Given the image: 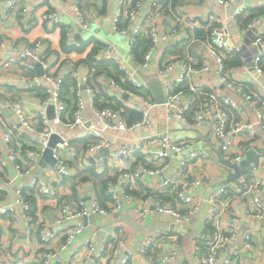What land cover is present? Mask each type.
I'll return each instance as SVG.
<instances>
[{
  "label": "crops",
  "instance_id": "1",
  "mask_svg": "<svg viewBox=\"0 0 264 264\" xmlns=\"http://www.w3.org/2000/svg\"><path fill=\"white\" fill-rule=\"evenodd\" d=\"M11 0H0V61L15 56L17 50H22L37 39H42L46 44L47 54L43 61L50 66L52 76H64L62 94L67 102L75 103L80 98L88 101L84 112L85 122L68 127L64 123L56 126V133L65 138L62 146H57L55 156L59 159V166L47 165L43 170L38 165L32 167L31 173L21 176L15 168V163L9 158L3 140V130L6 124L13 118L14 110L5 107L4 103L9 99L20 97L24 100V106L31 111L42 108L41 98L45 96V88L51 87L52 82L47 77L43 78V86L31 92L23 88L20 78L26 74H37L35 63L41 61L28 59L23 62H16L10 70L5 73V79L0 85V205L10 207L12 214L0 216L2 237L0 238V264H42L38 253L43 250H54L56 255L51 257L48 264H84L85 242L92 241V256L85 264H120V255L111 259L102 248L106 239H109L113 232L126 236L130 240L128 251L132 255V264H141L139 251L149 235L164 233L176 235L179 240L177 253L173 264H202L201 258L204 252L202 237L209 229L208 219L211 205L207 196L213 187H217L226 180L231 168L222 164L211 143L220 148V143L213 133V125L202 122L188 123L176 118L165 119V109L157 108L152 110L153 124L151 127L133 129L105 128L100 137L89 134L88 129L93 124L98 126L96 110L116 101L117 90L108 87L106 79L120 76V64L137 65L138 59L131 57V47L127 56L121 50H117L114 58L100 63V54L104 44L109 41L104 33L113 28V17L121 9L126 0H27L26 5L31 9L35 3L37 6L22 14L18 11L10 12ZM166 7L157 19L158 30L166 27L177 28L176 41L169 50L163 54L164 60H172L182 54L196 58L197 65H207L209 70L200 76L196 81H205L208 88L221 89L215 84L214 65L201 55L205 53V41L208 29L213 25L227 26L230 33V40L245 45L244 53L233 54L227 60L228 66L237 78L257 86L264 96V78L255 69H246L243 66L242 57L253 58L257 48L252 45L253 38L258 31L264 30V9H257V0H234L229 4H221L218 0H164ZM78 4L88 19V28L85 29L88 37L84 35L80 26H76L78 16L75 12V5ZM239 5H245L250 10H257L262 15V21L251 30L244 29L245 21L252 16H237L235 11ZM47 10L57 11L59 23L55 24L50 20H42L41 15ZM152 10V0H144V4L137 19L128 25L129 28L140 27L145 17ZM78 25V24H77ZM72 29L76 40L75 46L80 49L66 51L62 46L63 30ZM115 30V29H114ZM116 31V30H115ZM77 34L82 40L77 39ZM146 36V35H142ZM129 38V36H127ZM143 38V37H141ZM66 40V38H65ZM91 42L83 46L85 42ZM68 45L70 44L66 40ZM100 42V45H96ZM144 44L140 47L142 52ZM130 43V42H129ZM48 44V45H47ZM164 45L162 44V49ZM162 51V50H161ZM161 51H157L158 55ZM95 57V60H94ZM156 61L145 75L150 93L154 96V89H162L166 76L156 71ZM44 72V69H43ZM44 75V73H43ZM41 75V76H43ZM86 85V88L84 87ZM95 88V102L92 104L91 94L88 87ZM229 94L236 101L240 114L251 121L256 120L255 107L253 103L233 92ZM121 98L127 100L128 96ZM128 99L127 102H130ZM130 117V113H129ZM166 125V127H163ZM171 125L182 128L188 133L182 137H188L199 150L211 154L208 160H202L195 166L194 172H200L205 168L208 173L204 181L197 185L194 191L202 198L200 208L196 211L191 220L182 222L173 215L160 212L151 208L147 216H142L137 208L142 207L140 197L157 184L164 176H171L179 166L177 158L168 161L163 173L148 175L145 179L133 184L126 193L118 190L122 184L117 178V169H122L138 164V160L125 157L114 160L109 153L121 144H131L144 137H154L159 133L167 132L171 136ZM257 135L253 140L254 147L259 153V176L264 178V133L257 126ZM97 139H104L109 142L95 155L87 152V147ZM203 146L199 147L198 144ZM155 149L156 141L149 144ZM109 151L106 152L105 149ZM193 148V147H192ZM196 149V148H195ZM68 164L73 171L72 174L62 173V167ZM199 169V170H198ZM35 177L48 182L51 186L50 193L39 192L30 185ZM235 186L234 182H229ZM30 196L33 205V214L38 225L47 224L54 231L55 236L47 241L40 240L36 232L29 230L28 224L23 216V204L18 202V188H22ZM112 191V192H111ZM113 192L118 193L121 203L120 208L114 209L115 200ZM264 203V193H258ZM92 198H97L102 205L108 208L107 213H94L90 215L76 216L69 220L61 219L60 203L64 199L84 201L89 204ZM230 209L237 216L234 225V236L230 240L229 251L239 250V261L241 264H264V218L253 219L246 215V208L242 200L230 196ZM230 214L223 216V224L228 223ZM74 225H82L81 232L76 235L75 240L65 250H60L64 241L63 231ZM251 231L256 240L255 248H247L244 244L246 232ZM162 246V244H160ZM161 248L154 246L153 253L158 255ZM103 253L102 256L100 254ZM124 252L121 253L124 254ZM156 264V263H155Z\"/></svg>",
  "mask_w": 264,
  "mask_h": 264
},
{
  "label": "built area",
  "instance_id": "2",
  "mask_svg": "<svg viewBox=\"0 0 264 264\" xmlns=\"http://www.w3.org/2000/svg\"><path fill=\"white\" fill-rule=\"evenodd\" d=\"M27 0H11L10 12H20L26 14L33 10L37 4L26 5ZM234 0H218L221 4H229ZM144 0H126L121 9L113 17V28L120 34L129 36L131 46V57L134 58V46L138 35H146L149 43L143 53V59L137 65L120 64V76L117 78H107L106 84L118 92L116 97L121 103L113 101L106 106L97 109L96 115L99 125H92L88 133L100 137L105 128L113 129H133L151 127L153 124L152 110L157 108L165 109V119L176 118L182 122L196 123L202 122L213 125V133L216 135L220 149L232 163H240L251 147H254L253 140L257 135L258 126L264 133V96L257 86L234 76L227 60L233 54L244 53L243 46L230 40V33L227 26L213 25L208 29L205 41V53L202 58H207L215 68V77L221 89L208 88L205 81H196V76L207 73V65L198 66L196 58L188 53L182 54L172 60H164L163 54L173 47L176 41L177 28L166 27L158 30L156 28L157 19L163 9L169 7L164 0H152V10L145 17L144 23L140 27L129 28L140 14ZM78 16L79 24L83 29L88 28V19L78 4L74 7ZM257 9H264V0H257ZM237 16H252L245 21L244 29L251 30L256 24L262 21V15L257 10H248L245 5H239L235 11ZM246 16L245 18H247ZM42 20H50L55 24L59 23V14L54 10H47L41 15ZM65 38L70 44H76L75 35L72 29L65 28ZM162 44L164 48L162 49ZM48 45V44H47ZM252 45L257 48V53L253 58L242 57L243 67L255 69L264 78V30L258 31L252 41ZM46 44L42 39L33 41L22 50H17L15 56L0 61V85L5 79V73L10 70L14 63L27 61L29 58L41 61L44 66V75L26 74L20 78L25 90L34 92L43 86V78L47 77L52 82V86L45 88V96L41 98L42 108L31 111L24 106V100L20 97L9 99L4 103L5 107L14 110L13 118L6 124L3 130V140L9 158L15 163V168L21 176L31 173L32 167L38 165L41 154L48 146V140L56 126L64 123L68 127L84 123V112L88 101L80 98L75 105L69 106L66 98L62 94L64 76H52L50 66L43 61L47 54ZM116 44L107 41L100 54V60L105 62L114 58ZM161 51L155 55L157 51ZM136 57V56H135ZM156 61V71L166 76L162 90L165 95V102L158 103L150 93L149 85L144 79L145 72L149 70L152 63ZM50 72V73H49ZM91 94L92 104L95 102V88L88 87ZM233 92L249 100L255 107L256 120L251 121L242 116L237 107L236 101L229 94ZM128 96L130 102L121 98ZM50 103L55 106V115L49 118L47 107ZM128 109L139 112L138 116H132ZM130 113V117H129ZM156 141L157 147L152 149L149 144ZM64 143H58L62 146ZM193 142L188 137L171 138L167 132L159 133L154 137H144L131 144H121L112 150L109 155L114 160L125 157L138 160V164L122 169H117V178L122 186L118 188L126 193L128 188H133V184L145 179L148 175L163 173L168 161L177 158L179 166L171 176H164L161 181L155 184L149 191L141 197L142 207L137 211L142 216H147L151 208L160 212L169 213L178 221L186 222L191 220L196 211L200 208L201 197L194 191L195 187L201 184L208 173L205 168H200V172L195 173V166L202 160H208L212 156L199 149L192 148ZM109 142L104 139H97L87 147V152L95 155L103 147H107ZM56 146V149H57ZM56 153V152H55ZM259 154V153H258ZM259 159V155H258ZM222 163V162H221ZM223 164V163H222ZM227 166V165H226ZM261 163L257 160L250 170L240 174L234 182L223 183L211 188L208 201L211 205L207 233L202 237L204 252L202 254V264H241L239 261V250L229 251L230 240L234 236V225L237 221L229 205L230 196L239 198L245 205L246 215L253 219L264 218V203L258 193H264V178L259 176ZM229 167V166H228ZM74 167L65 164L61 171L65 175L72 174ZM231 168V167H229ZM198 169V170H199ZM231 171L233 169L231 168ZM31 188L38 189L42 193H50L51 186L44 179L35 177L30 185ZM18 202L23 204V216L31 231L36 232L40 240L47 242L55 236V231L47 224L38 225L32 213V201L30 196L22 188H18ZM112 192V191H111ZM115 200L114 209H118L121 203L118 193L113 192ZM1 200V198H0ZM61 219L69 220L76 216L90 215L94 213H107L108 208L97 198H92L89 204L84 201H74L64 199L60 203ZM228 213L230 219L223 224V216ZM12 214L10 207L0 205V216ZM82 225H74L63 231L64 241L60 250H65L75 240L77 234L81 232ZM117 232V231H116ZM113 232V236L106 239L103 245V252L113 259L120 255V264H132V255L127 247L130 240L126 236H121ZM2 227L0 226V238L2 237ZM162 244V246L160 245ZM179 244L178 237L172 234L155 233L145 238L139 254L141 264H173ZM244 244L247 248H255L256 240L251 231L246 232ZM84 250L85 264L92 256L93 244L91 240L85 242ZM154 246L161 248L158 255L153 253ZM124 254L121 255L122 252ZM56 255L54 250H43L38 253L42 264H48L51 257ZM103 253L100 254L102 256Z\"/></svg>",
  "mask_w": 264,
  "mask_h": 264
},
{
  "label": "water",
  "instance_id": "3",
  "mask_svg": "<svg viewBox=\"0 0 264 264\" xmlns=\"http://www.w3.org/2000/svg\"><path fill=\"white\" fill-rule=\"evenodd\" d=\"M77 39H83L82 36L80 34H77L76 36ZM245 45L246 43L243 45V49L245 50ZM36 68H37V73L38 75H43V68H42V64L40 62H36L35 63ZM215 84L220 85L219 84V80L217 78H215ZM221 87H223V85H220ZM84 87L86 88V85H84ZM154 89V96H155V100L158 103H164L165 102V95L162 89ZM126 96V95H125ZM55 106L53 103H50L47 107V114L49 118H53L55 115ZM58 143H65V138L62 137L59 133L53 132L48 140V146L47 148L44 150V152L41 154V156L39 157L38 160V169L39 170H43L47 165H51V166H59L60 161L59 159L55 156V150H56V146ZM211 146L213 147L214 151L216 152L219 160L231 167L233 169L232 172L229 173L228 177H227V181L228 182H235L238 178V176L244 172H247L248 170L251 169L253 163H255L258 160V151L255 147H251L249 149V151L246 153L245 158L240 162V163H232L229 158H227L223 151L214 146V144L211 143ZM106 152L109 151L108 148L105 149Z\"/></svg>",
  "mask_w": 264,
  "mask_h": 264
},
{
  "label": "rangeland",
  "instance_id": "4",
  "mask_svg": "<svg viewBox=\"0 0 264 264\" xmlns=\"http://www.w3.org/2000/svg\"><path fill=\"white\" fill-rule=\"evenodd\" d=\"M77 24H76V26H80L79 23H77ZM80 30H82V32L84 33V35L87 38L88 35H87L85 29L80 28ZM104 35H105V38H107V40L113 41L116 44V46H118V48L121 50V52L124 53L123 54L124 56H127L128 52L130 51V47H131L130 43H129V38L127 37V35L120 34L117 31H115L114 29L107 30V32H105ZM163 127H166V125H163ZM171 131H172L171 136L173 138H180V137L184 136V134L188 133L186 130H184L182 128H176L173 125H171ZM196 144L197 143H193L192 147L199 149L196 146ZM198 146L202 147L203 144L199 143Z\"/></svg>",
  "mask_w": 264,
  "mask_h": 264
},
{
  "label": "trees",
  "instance_id": "5",
  "mask_svg": "<svg viewBox=\"0 0 264 264\" xmlns=\"http://www.w3.org/2000/svg\"><path fill=\"white\" fill-rule=\"evenodd\" d=\"M141 37H143V38H141ZM144 39L146 40V42H145L146 44H145V46H143L142 52L140 53V47H142V45L144 44V42H143ZM90 42H91V40H90V41L88 40V42H85V43L83 44V46L88 45ZM148 43H149V39H148L146 36H142V35H138V36H137V41H136V44H135V46H134V53H135L136 58H137L139 61L143 59V53H144V51H145V49H146ZM100 44H101L100 42H97L96 45H100ZM62 46H63V48H64L66 51H68V52H69V51H72L73 49H74V50H75V49H80V50H82V48H78L77 46H75V44H73V45H68V44H67V42H66V40H65V30H63ZM94 60H95V57H94ZM99 62H100V63H105L104 60H100ZM115 78L119 79L118 77H115ZM75 103H76V102H75ZM75 103L68 102V105H69V106H72V105H75ZM128 111H130V113H131L132 116H138V115H139V112H137V111H135V110L128 109ZM32 211H33V205H32ZM32 213H33V212H32ZM33 215H34V214H33ZM34 218H35V216H34Z\"/></svg>",
  "mask_w": 264,
  "mask_h": 264
}]
</instances>
